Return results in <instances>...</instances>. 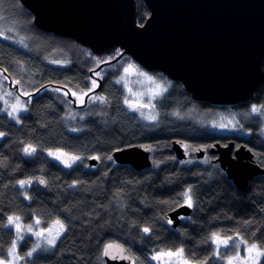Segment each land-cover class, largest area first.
<instances>
[{"label":"trees","instance_id":"1","mask_svg":"<svg viewBox=\"0 0 264 264\" xmlns=\"http://www.w3.org/2000/svg\"><path fill=\"white\" fill-rule=\"evenodd\" d=\"M6 1L17 17L13 22L28 27L24 29L27 42L20 46L0 36V75L23 83L29 78L34 84L28 89L29 107L20 123L0 111V131L6 133L0 140V248L5 255L15 237L6 227L9 215L21 217L24 223L40 218L45 228L55 220L66 225L55 246L42 248L30 258L25 254L34 240L25 237L19 251L27 264H106L104 246L114 241L126 247L133 264H154L150 256L154 251L181 247L193 262L219 264L209 239L212 233L225 237L239 233L250 242H264V174L241 190L218 162H183L171 148L175 138L191 148L232 139L236 145L250 147L256 163L264 167L260 119L250 111L252 103L264 105V83L257 87L254 100L223 106L199 102L186 92L184 84L171 80L156 102L158 122L148 124L126 108L124 90L116 82L119 64L131 58L129 55L90 74L100 61L116 58L121 50L94 55L75 39L36 27L32 13L20 0ZM137 1V21L144 23L150 11L144 1ZM58 51L68 59L64 66L52 64ZM96 72L106 102L92 103L87 117L70 121L60 90H86ZM219 112L236 114L238 125L248 134L211 129L208 119ZM199 116L208 118L204 125L198 122ZM142 143L151 147L153 166L140 171L114 162V150ZM25 145L35 148L31 156L24 155ZM57 148L81 159L65 167L45 153ZM91 157H99L98 166L88 163ZM39 174L45 178V188L37 184ZM26 179L32 183L24 187L17 183ZM189 188L193 213L174 228L167 214L185 204L181 193ZM145 227L151 231L145 233Z\"/></svg>","mask_w":264,"mask_h":264},{"label":"water","instance_id":"2","mask_svg":"<svg viewBox=\"0 0 264 264\" xmlns=\"http://www.w3.org/2000/svg\"><path fill=\"white\" fill-rule=\"evenodd\" d=\"M142 1L150 11L144 23L137 21V0H20L32 13L35 26L47 33L75 39L94 55L121 50L90 74L130 55L146 71L162 72L169 80L184 84L186 92L199 102L225 106L255 99L257 87L264 83V0ZM9 86L19 91V84L10 77ZM67 97L76 105L69 90ZM171 148L177 159L187 160L183 140L175 138ZM209 151L241 190L264 174V167L243 143L216 141ZM205 156L206 147L200 145L196 157ZM112 158L140 171L153 164L148 143L116 149ZM88 163L99 165L98 159L89 158ZM40 179L45 180L37 175L38 186L45 188ZM192 213V207L183 204L167 218L177 228ZM110 243L124 251H114L116 259L103 255L106 264H133V259L119 258L132 257L126 247L118 241Z\"/></svg>","mask_w":264,"mask_h":264},{"label":"rangeland","instance_id":"3","mask_svg":"<svg viewBox=\"0 0 264 264\" xmlns=\"http://www.w3.org/2000/svg\"><path fill=\"white\" fill-rule=\"evenodd\" d=\"M11 8L12 7H9V5H8L6 0H0V32L4 33V35H0V36L3 37V38H6L8 40H12L13 42H16L20 46H24L26 44V42H27V38H26V34H25L24 29L25 28L28 29V27H25L22 24L20 26H18L17 23L13 22L14 20L17 21V17H14L12 12L9 11ZM18 21H20V17H18ZM29 40H30V38H29ZM31 40H32V42H34V41L36 42L37 38L31 37ZM21 41H23V42L21 43ZM61 55L62 56H66V55H63V53H60L59 51L56 52L53 55L54 58L52 56V58L54 60H52L51 58L50 59H51V61H59V63L52 62V64L64 66L66 64V62L68 61V59L65 58V57L63 58ZM129 64L135 65L136 69L138 71L146 72L148 75L154 77L155 78V82L148 81L145 77L138 75L136 71H133L131 74H125L124 73V68L127 67ZM119 66H120L119 67V73H118V76L116 78V81L119 80L120 77L124 76V80H121L120 83H117L124 90V97H123L124 99H125V97H128L133 102H136L137 100H139L140 103L148 104L150 96L156 90V84H160L163 88L166 89V91H167V89L170 86L169 84H170L171 80H169L167 77H165L161 73L160 74L159 73H148L141 65H138L132 58H128V60L127 59H122L120 64H119ZM19 70H20V68H19ZM25 79L26 80H25L24 83L21 81L22 79H18L21 82L19 83V91L16 92L14 90V87H11V88L9 87L8 82H7L8 79H4V76L0 75V97H3V99H0V103L2 105L1 109L8 108V110L10 111L11 110L10 105L15 103V98L17 96H19L21 102L26 105V108H27V111H28L29 98L27 96L23 95V93L24 92H28L29 93L30 91H28V89H30L31 86H33L34 82H31L29 78H25ZM92 80L93 79L90 80V84H89V86H88V88L86 90H82V89H72L71 90V94L73 92L77 93V95L75 96V100H76L77 104H81L79 99H78V96L80 94H82V93L88 92V89L92 88V83H91ZM125 84H127V87H125ZM128 88H131L132 93H135L137 95L133 96L131 93H129L128 92ZM166 91H163L161 93V95H159V96H153L152 97L151 103L154 105V108H141L139 111H133L126 104H125V106H126V108H128V110H131V111L135 112L137 114V116L139 118H141L145 123H148V124L157 123L159 117H158V110H157V107H156V102L159 99H161L162 94L165 93ZM7 92H11L12 95L11 96H6L5 93H7ZM141 93H143L142 96L139 95ZM60 94L63 95L62 100L64 101V108H65V111H66V116H67V119H69L70 121H74V120H77V119H81V118L87 117L89 112H90V107L92 106L91 104L93 103V105H94V103L100 102V101H95V100L91 99L92 97L96 96V94H93V95L89 94V96H88L89 100H88L87 105L85 107H83V108H78V107L75 108V107H73V104H72L73 101L70 100L68 97H66V95H64V91L63 90H60ZM97 96H99V95H97ZM4 100H7L8 103L5 104ZM123 102H124V100H123ZM253 105H255L257 107H260L258 104L252 103L250 105V111H251V107ZM27 111H23V112L18 113L16 119H13L12 117H10L8 115L7 111H3V112L5 114H7L12 121L14 120L17 123V119L20 121L21 120V116L24 114V112H27ZM141 112L145 113V115H156L157 119L155 121L147 120V119H145L144 117L141 116V114H140ZM252 114L257 116V117H259V119H260L259 129H260V133L264 137V109H261V111L258 112V113H252ZM206 119H208V118L204 117V116H199L198 122L201 125H204L205 122H206L205 121ZM208 120H209V125H210L211 129H213L214 131H218V132L223 133V134H227V133L228 134L240 133L242 135H247L248 134V132H245V131L241 130L240 125H238L237 115L236 114H232V112L231 113L219 112V113H216L215 116L210 117V119H208ZM222 124L223 125H228V127H226V128L219 127V125H222ZM2 138L3 137H0V140H2ZM26 146H28V145H25V147ZM185 148L187 149V153L188 154H190V151H192V150H195V149L197 150V148H195V149L191 148L187 144H185ZM49 152H61V153H67L68 155H71V156H78L75 153H71L69 151L67 152V151H65V150H63L61 148L47 149L45 151V153L48 154V155H49ZM24 155H27V154L24 153ZM31 155H27V156H31ZM50 157L53 160H55L57 163H60V164L64 165V163H62L61 160L56 159L54 156H50ZM67 158H68V156H63L61 159L62 160H66ZM196 160H198V158H194V159L191 158L189 161L193 162V161H196ZM77 162L78 161L73 163L72 166L75 165ZM154 163H155V160H153L152 166L154 165ZM9 216H16V215H9ZM36 220H40V224L39 225H37L35 223ZM20 223L22 225H24V226H27V225L31 224L32 227H33V231L35 232V231H41V230L48 229L49 227H52L53 224H54V221L47 228L43 227L41 219L37 218V217L34 218L33 222L24 223L22 220H20ZM7 226L10 227L14 231V233H15L14 239H16V228H15V225H8V223L6 221V227ZM21 235L24 236V238L25 237H29V236L32 237V239L34 240V244L32 245V247L35 245V243L37 241V237H35L31 233H27V232H22ZM222 237H225V236H222ZM59 238L57 239V241L59 240ZM22 241H18V248H17V252L21 256H23V255L19 251V246H20ZM40 243L42 245L40 249H42V248L51 249V247H49L46 244H44L43 240H41ZM32 247L30 248V250L32 249ZM40 249H38L35 253L39 252ZM157 251H159V250H157ZM157 251H154L150 256L152 257L153 255H155ZM165 251H167V250H165ZM172 251H175V250H172ZM215 251H216V246L214 245V252ZM35 253H33V255ZM235 255H236V253H235L234 246L233 245H229L227 248L222 247L220 249V256H216V255H214V256H215V258H216V260L218 261L219 264H225V261H226V259L228 257H234ZM244 255H245V251H244V246L242 245L241 246V256L243 257ZM27 258H30V257H27ZM164 259H167V257H165ZM24 261H25V259L23 261H20L19 264H27ZM152 261L154 262V264H158L157 261H154V260H152ZM260 263H261V261L259 262V264ZM193 264H198V262H193Z\"/></svg>","mask_w":264,"mask_h":264},{"label":"snow or ice","instance_id":"4","mask_svg":"<svg viewBox=\"0 0 264 264\" xmlns=\"http://www.w3.org/2000/svg\"><path fill=\"white\" fill-rule=\"evenodd\" d=\"M0 35H4L3 32H0ZM23 41H21L22 43ZM117 55H120L118 52ZM111 59V58H110ZM54 63H59V61H53ZM99 63H106V61H100ZM7 71V70H5ZM133 71H136L138 75L145 77L148 81L155 82V78L148 75L146 72L138 71L136 69V66L133 64H129L127 67L124 68L125 74H131ZM97 76L100 75L99 72L96 73ZM4 79H7V77H4ZM121 80H124V76L120 77L119 80H117V83H120ZM14 83L19 84L20 81H14ZM92 88L88 89V92L82 93L78 96V99L81 104L84 103V96H87L89 92H92L93 89L97 87V81L92 80ZM125 87H127V84H125ZM59 91V89H57ZM163 91H166L165 88H163L160 84H156V90L152 93L149 99L148 104L140 103L139 100L136 102H133L128 97H125L124 103L133 111H139L141 108H154V105L151 103V99L153 96H159ZM128 92L131 93L133 96L137 95L135 93H132L131 88H128ZM6 96H11V92L5 93ZM23 95L30 96L31 94L28 92H24ZM73 96H76L77 93L73 92ZM143 95V93L139 94ZM0 99H3V97H0ZM95 101H100L101 103L106 102V98L103 96H94L91 98ZM4 103L7 104L8 101L4 100ZM11 110L9 111L8 108L0 109V111H7L8 115L12 117L13 119L17 118L18 113L27 111L26 105L21 102L19 96L15 98V103L10 105ZM261 109H264V105H261L260 107H257L253 105L251 107L252 113H258L261 111ZM142 117H144L147 120L155 121L157 119L156 115H145V113H140ZM17 123H20V121L17 119ZM234 126V125H233ZM221 128H226L228 125H219ZM75 130V129H74ZM6 133L0 132V137L5 136ZM24 153L27 155H31L35 152V148H33L31 145H28L24 148ZM50 156H54L56 159L61 160L62 163H64L65 167H72V164L76 161H79L81 157L79 156H71L67 153H61V152H49ZM63 156H68L66 160H62L61 158ZM91 159H99V157H91ZM109 160H111V157H108ZM41 184H45L46 181L43 179H40L39 181ZM21 187H24L25 185L31 184V179L26 180H20L17 182ZM75 183V182H74ZM181 195L184 197V203L189 207H193V198L191 193V188L184 190ZM28 198L27 196L25 197ZM21 217L19 216H8L7 217V223L8 225H15L16 228V239H13L10 243V246L7 248L6 255L3 253L2 248H0V264H19L20 261H23L25 259V256H21L17 252L18 248V241H22L24 239V236L21 235L22 232L31 233L35 237H37V241L35 245L32 247V249L27 252L25 255L27 257H31L33 253H35L38 249L41 248L40 241L43 240L44 244H46L49 247L55 246L57 239L66 231V225L61 222L60 220L54 221V224L52 227H49L48 229L41 230V231H33V227L31 224L24 226L20 223ZM35 223L37 225L40 224V220H36ZM169 224L172 223L171 220L168 221ZM145 233H149L151 229L149 227H145L143 229ZM255 235V234H253ZM211 242L216 246V251L213 253V255L220 256V249L222 247L227 248L229 245H233L235 249L236 255L234 257H228L225 261V264H259L262 258H264V248L261 247V243L264 242H250L245 237L239 235V233H236L234 235H229L227 237H222L221 233L216 232L212 233L209 237ZM244 246L245 255L241 256V246ZM114 251H124L122 246L114 245V244H107L104 247V256H112L113 259L118 258L116 255H113ZM167 257V259H164ZM121 259H134L132 257H126V256H120ZM152 260L157 261L158 264H193L191 260H189L185 256V249L184 248H177L175 251L172 250H159L156 252L155 255L151 257ZM223 259V258H222ZM198 264H205V261H200Z\"/></svg>","mask_w":264,"mask_h":264},{"label":"flooded vegetation","instance_id":"5","mask_svg":"<svg viewBox=\"0 0 264 264\" xmlns=\"http://www.w3.org/2000/svg\"><path fill=\"white\" fill-rule=\"evenodd\" d=\"M148 72V71H147ZM148 73H157V71H150V72H148ZM94 80H96L97 81V87L95 88V89H93V91L94 90H96L97 88H98V86L100 85V83H102V79H101V77H99V76H93L92 77ZM12 81H17V80H14L13 78H12ZM8 83H9V78H8V81H7ZM9 85V84H8ZM10 87V86H9ZM11 88V87H10ZM100 88V87H99ZM87 89V88H86ZM101 89V88H100ZM100 89L97 91V92H95V94L97 95V94H99V95H101V93H100ZM15 90V89H14ZM68 90L71 92V89H69L68 87L67 88H64V94L66 95V97H67V93H68ZM16 91V90H15ZM89 94H91L92 95V93L91 92H89L88 93V95L87 96H85L84 97V103L83 104H77L76 103V105H74L73 103V107H75V108H83V107H85L86 105H87V103H88V96H89ZM102 96V95H101ZM214 143H212V144H210V145H204V147H206V156L203 158V159H201V160H204V161H207V160H211V161H214L215 162V159L217 158L216 157V155L215 154H212L209 150H210V148H211V146L213 145ZM200 146V145H199ZM199 146H195V148H197V150H198V147ZM184 148H185V143H184ZM194 148V147H193ZM194 148V149H195ZM196 149L195 150H192V151H190V154H188V157H187V160H190L191 158H197L196 157V151H197ZM186 151H187V149H186ZM198 159H200V158H198ZM188 217H185V219H187Z\"/></svg>","mask_w":264,"mask_h":264},{"label":"bare ground","instance_id":"6","mask_svg":"<svg viewBox=\"0 0 264 264\" xmlns=\"http://www.w3.org/2000/svg\"><path fill=\"white\" fill-rule=\"evenodd\" d=\"M189 145V144H188Z\"/></svg>","mask_w":264,"mask_h":264}]
</instances>
